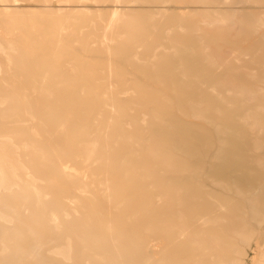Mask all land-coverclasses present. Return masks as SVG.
<instances>
[{
	"label": "bare ground",
	"instance_id": "bare-ground-1",
	"mask_svg": "<svg viewBox=\"0 0 264 264\" xmlns=\"http://www.w3.org/2000/svg\"><path fill=\"white\" fill-rule=\"evenodd\" d=\"M45 1L0 0V264H264V0Z\"/></svg>",
	"mask_w": 264,
	"mask_h": 264
},
{
	"label": "rangeland",
	"instance_id": "rangeland-1",
	"mask_svg": "<svg viewBox=\"0 0 264 264\" xmlns=\"http://www.w3.org/2000/svg\"><path fill=\"white\" fill-rule=\"evenodd\" d=\"M41 2V1H40ZM64 2H66V1H62V0H47V1H45V4H46V8L47 9H49V10H58V9H60V7L58 6V4H63ZM91 3H96V4H98V3H101L99 0H96V1H91ZM129 4H133V5H135L136 7H140L139 6V4L140 3H135V2H133V3H129ZM161 4H167L166 2H163V3H161ZM28 5V3L27 2H25V1H21L20 2V5L19 6H17L16 7V10H19V11H24V12H29V10L30 9H32V7H30V6H27ZM104 5V4H103ZM94 8V6L93 5H90V6H86V7H84L83 9H85V10H92ZM1 9V8H0ZM263 232H264V227L260 230V233L258 234V236L256 237V239H255V246H258L259 245V242H260V238H261V235L263 234ZM153 242V241H152ZM151 242V243H152ZM253 252H255V249L253 250ZM253 252H251L250 254H254ZM250 260H252V261H254V256L253 257H251L248 261H250Z\"/></svg>",
	"mask_w": 264,
	"mask_h": 264
}]
</instances>
